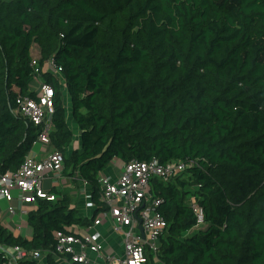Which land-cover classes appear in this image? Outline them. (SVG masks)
Wrapping results in <instances>:
<instances>
[{"label": "trees", "instance_id": "16d2710c", "mask_svg": "<svg viewBox=\"0 0 264 264\" xmlns=\"http://www.w3.org/2000/svg\"><path fill=\"white\" fill-rule=\"evenodd\" d=\"M33 44L40 63L62 68L63 86L34 72ZM38 76L54 88L49 146L95 205L113 159L188 163L150 181L168 223L162 264H264V0H0V174L18 168L40 131L17 104L36 96ZM68 118L80 130L74 149ZM50 192L27 213L30 238L0 224L1 248L50 249L55 231L88 222L67 193ZM191 196L205 226L186 235Z\"/></svg>", "mask_w": 264, "mask_h": 264}, {"label": "built area", "instance_id": "2783aa9c", "mask_svg": "<svg viewBox=\"0 0 264 264\" xmlns=\"http://www.w3.org/2000/svg\"><path fill=\"white\" fill-rule=\"evenodd\" d=\"M31 66L36 74L40 70L46 71L60 84L64 83L62 68L53 57L40 63V55H32ZM37 81L34 87L36 96L19 97L17 104L21 114L40 127L32 145L37 142L48 145L49 134L53 130L54 88L39 76ZM62 166L63 156L59 150H53L44 159L26 154L18 168L0 174V198L10 202L16 190L21 205H35L40 198L54 200L55 195L42 188V180L48 172L59 174ZM187 168L188 163L183 160L162 163L156 158L147 161L131 159L123 162L117 172L98 173L101 204L94 206V214L87 216V223L55 231L56 243L50 249H26L20 245L0 247V264H18L23 260L40 262L48 255L60 264H162L158 256V240L168 223L158 210L161 199L151 192L150 181L153 177L171 179ZM87 196L90 197V193ZM189 201L196 219L192 229L203 226L202 206L194 197H190ZM22 207V215L27 216V210ZM8 208L14 212L10 205ZM109 228L119 236L121 245L115 243L105 247L103 232Z\"/></svg>", "mask_w": 264, "mask_h": 264}, {"label": "crops", "instance_id": "0c3cea01", "mask_svg": "<svg viewBox=\"0 0 264 264\" xmlns=\"http://www.w3.org/2000/svg\"><path fill=\"white\" fill-rule=\"evenodd\" d=\"M61 85L63 86L64 83H61ZM64 95L66 97H64ZM63 98H64V104L66 106L67 109V115H69V111H70V99L69 96L67 94L66 89L63 87ZM68 122L70 127L72 126V121L69 120L68 118ZM79 129V128H77ZM79 136H80V130H79ZM73 145V144H72ZM80 145V144H79ZM79 147V146H77ZM77 147H72V149L77 148ZM53 151V149L46 144L37 142L36 144L32 145L31 149L29 150V152L27 153L30 156H33L36 159H44L48 156L49 153H51ZM111 166L112 165L114 167H112V169H108V172H117L119 170V168L121 167L122 163L121 161H119L118 159H113L111 162ZM11 171V170H9ZM56 177L58 180V185L56 186L55 183H53L52 178ZM81 187L83 189H81ZM42 188L44 189V191L50 192L52 190V188H54L56 191L59 192V194H56V196H60L64 193H67L70 196V193L68 191H70L74 196L75 195H79L80 199H82V196L85 198V200L81 201L79 204L82 205V209L84 210L83 212H79V210H82L79 207L78 213L80 215L83 216H88L86 214H88V209H91L90 207L88 208L89 205L91 206H95V204L90 200V197L87 196L88 193H90V186L89 185H85L82 180L77 177V176H69L66 175L64 173H62V171L57 174L54 172H48L45 174L44 179L42 180ZM78 188V190H77ZM14 197L11 199L10 202H7L4 199L0 198V224L5 227L8 231L12 232L14 235H22L24 237L30 238L31 236V228L30 226L27 225V216L22 215L21 212V206H23L26 210L27 213L34 207V204H26L24 203L23 205L20 204L19 198L17 197V191L14 190L13 191ZM87 196V197H86ZM70 201H71V205L72 206H77V202H72V197L70 196ZM9 205L14 209V212H11L9 210ZM97 206V205H96ZM22 207V208H23ZM94 212H91L92 214ZM91 214V215H92ZM90 215V216H91ZM193 230V229H191ZM104 245L105 247L107 246H112L115 243H118L119 245H121V241L119 236H117L115 233L112 232V230L109 228L108 230L104 231ZM120 242V243H119ZM119 252H121V249L119 250ZM40 263H45V259L41 260Z\"/></svg>", "mask_w": 264, "mask_h": 264}, {"label": "rangeland", "instance_id": "374dc122", "mask_svg": "<svg viewBox=\"0 0 264 264\" xmlns=\"http://www.w3.org/2000/svg\"><path fill=\"white\" fill-rule=\"evenodd\" d=\"M30 52L32 53V55L33 56H39L40 54H39V48H38V46L37 45H35V44H33L32 45V47H31V49H30ZM64 97H66L65 95H64ZM65 102V101H64ZM69 120L70 121H72V119L71 118H69ZM72 126H71V128H72V131H73V145H72V147H77V146H79V144H80V136H79V129H77L78 127L75 125V123H74V121H72ZM62 171V170H61ZM186 176H183V178H185ZM52 181H53V183H55V185L57 186L58 185V180H57V178L56 177H53L52 178ZM81 189H83L82 187H81ZM189 189L190 190H194L195 189V187L194 186H192V185H190L189 186ZM77 190H78V188H77ZM69 193H70V196L72 197V202H77V206H76V209H78L79 210V207L82 209V205L81 204H79L81 201H83V200H85V198L82 196V199H80V197H79V195H73L70 191H68ZM191 197H193V196H191ZM91 208V209H88V214H86V215H88V216H90L92 213V211H93V209H94V206H91V205H89L88 206V208ZM83 212L84 210L82 209V210H79V212ZM25 216L26 215H24V218H25ZM205 226V224L203 225V226H201V227H204ZM198 228H200V227H195L193 230H196V229H198ZM193 230H189V231H187L185 234L186 235H189L190 233H192V231Z\"/></svg>", "mask_w": 264, "mask_h": 264}, {"label": "water", "instance_id": "95a60500", "mask_svg": "<svg viewBox=\"0 0 264 264\" xmlns=\"http://www.w3.org/2000/svg\"><path fill=\"white\" fill-rule=\"evenodd\" d=\"M140 229H141V226H140Z\"/></svg>", "mask_w": 264, "mask_h": 264}]
</instances>
